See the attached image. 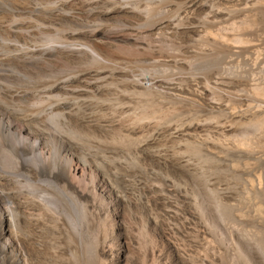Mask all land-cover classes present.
<instances>
[{
  "label": "rangeland",
  "instance_id": "374dc122",
  "mask_svg": "<svg viewBox=\"0 0 264 264\" xmlns=\"http://www.w3.org/2000/svg\"><path fill=\"white\" fill-rule=\"evenodd\" d=\"M124 1L122 7L124 5V8L126 6L128 10H132L133 15L123 12L103 23H99L91 13L88 16L86 13L80 14L82 18H79L85 22L91 16L93 22L90 20L89 25L94 26L93 29L96 26L98 32L95 31L94 34L104 39L108 37L104 35L105 30L115 26L118 30L120 23L132 22L138 11V15L142 13L140 16L144 17L143 30L156 23H167L181 11L180 1ZM207 1L215 7L228 6L229 12L220 25L200 23V27L205 26L204 31L209 29V33H202L200 38L188 42L185 49L175 46H169L168 49L162 45L161 51L159 47L158 52L163 55H169V50L170 54H176L178 65H172V62H168L170 59L165 58L168 61L161 68V63L157 61L160 59L151 61L148 53L134 48H122V54L118 50L116 65L106 64L111 71V78L109 75L108 81L103 83H109L108 88H104L107 92L99 90L98 95L89 99L92 111L88 110L90 107L85 106L86 104L82 111L87 115L93 113V118L101 117L99 120L102 124L107 123L105 125L108 128L102 131L87 126L78 128L75 117L67 118L62 127L61 117L56 119L59 126L56 123H53L55 126L49 124V132H60L64 140L69 141L74 152L88 160V163L102 168L105 172L103 179H109L117 192L111 194L105 190L106 186L100 187L102 183L99 176V186L96 185L95 188L98 196L96 201L98 205L100 203L101 210L94 217L87 218L82 215L81 209L84 199L76 200L75 196H68L66 191L61 193L53 184L26 185V191L30 195L34 192L44 193L46 195H40L50 197L55 205H45L52 209L45 208L52 211L55 222L52 226L48 223L44 228L45 233L38 240L39 257L33 264H264V0H244L245 6L240 7L242 10L234 6V1ZM117 6L121 7V4ZM180 19L176 21L177 25L186 23L183 17ZM80 28L81 26H72L74 33L85 30ZM211 28L214 29L213 33ZM60 33L61 30L56 33L48 32L45 36L55 34L58 39ZM78 37L80 39L79 42L76 41L77 44L86 42L81 34ZM47 42L46 40L40 44ZM77 46L80 47H75ZM123 49L127 55L123 53ZM163 49L167 52L164 53ZM162 54L161 58L164 59L166 55ZM89 61L83 60L79 68L84 65L82 68L85 69L86 64V68H92L90 63L93 60ZM96 62L93 64L97 68L104 66L100 64L98 67L100 62L95 65ZM48 74L31 75L26 80L20 78L19 85L25 81L23 85L26 90L41 89L59 76L55 72ZM131 77L153 80L160 84L159 88L168 97L174 84L182 95L166 99L158 95L151 96L152 99L159 97L156 101L153 100L156 106H153V110H142L146 95L132 90L128 82ZM42 84L43 87L39 86ZM109 88L112 90H108ZM99 111L106 113L107 118L112 120H103ZM112 121L115 124L111 127ZM179 131L184 136L174 137L173 133ZM148 158H153L155 172L152 179L155 194L152 196L163 199L160 201L161 198H158L160 200L157 201L156 208L152 206L153 198H148V201L142 190L135 189L134 192L131 189L133 177L146 180L143 172L148 169ZM81 200L83 204L80 203ZM184 220L187 222H183ZM181 223L185 226L182 227ZM103 238L113 252L112 257L104 260L96 252L97 245Z\"/></svg>",
  "mask_w": 264,
  "mask_h": 264
},
{
  "label": "bare ground",
  "instance_id": "6f19581e",
  "mask_svg": "<svg viewBox=\"0 0 264 264\" xmlns=\"http://www.w3.org/2000/svg\"><path fill=\"white\" fill-rule=\"evenodd\" d=\"M123 1L124 0H0V264H33L34 260L39 257L37 256L39 254L38 248L40 246V242L38 240L42 238V233H45L43 232L45 230L44 228H46L48 223H50V225L52 226V224H54L55 222L54 214L52 213V209L50 208L54 205L53 199H50V197L47 196L43 197L42 195L44 193L41 192H30V195L29 192L26 191V185L36 184L35 186H40L45 183L53 184L56 188L59 189V191H62L61 193L66 191L68 192V196L73 195V197L75 196L76 200L78 198L84 199V204L82 203V200L80 201V203L83 204V207L81 208L83 211L82 215H86L87 218L94 217L95 215L100 213L101 210L100 203L98 205V202L96 201V199H98V196L96 195L95 188L96 185L99 186L97 182L98 178H100L99 176H101L100 181L102 183L100 187L106 186L105 190L111 194L117 192L113 183H111L109 179H103L105 175L103 169H100L97 164L93 165L91 163H88V160L86 161L81 155H79V153L77 154V152H74L69 141L64 140L60 132H56L57 134L54 131L53 134L52 132H49V124H52L51 126H55L53 125V123L55 124L56 119L58 117H61V119L63 120L61 121L62 127L63 124L66 123L65 121L67 118L75 117L78 120V128L87 126L91 128L93 127V130L94 128H97L99 131L105 130V128H108L105 125L107 123L102 124L99 120L101 117L98 118L99 116L93 118L95 117L92 116L93 113L87 115L83 112L84 109H82V107L84 106V104H86L85 106L90 107V109L88 108V110H91L92 107L89 99L95 94L98 95L99 90L103 91L105 87L108 88V82L105 83V85L103 84L105 81H108V77L111 72L108 70L110 68L106 64L108 63L112 66L111 63H115V61L119 59L118 50H120V54H122V48H134V50L140 49L143 52L148 53L149 60L151 59L152 61L153 59H160L157 61L161 63V65L159 64L161 68L162 64H166L168 59H170V61L168 62H172V65L177 64V55L174 53L170 54L171 50H169V55L166 53V57L162 59L160 55L162 54V52H158L159 47L165 45L168 49L171 46H175L181 50L185 49L187 48L186 45L188 44V42L193 41L195 38H200V36H203L202 33H209V29L207 31H204L205 26L201 28L200 23L203 22L204 24L212 26L217 24L220 25L222 23L221 21L225 20V16L229 12L228 6L220 8L217 5V7H215L213 3H208L207 0H169L172 2H181V8H179L181 11H178V16H176L174 19H171V21L167 23H152L153 25H150L149 28L147 27L145 30H143L144 27L142 26V22L144 21V17L140 16L142 13L138 15V11V13L136 14L137 16H133L135 17V20L133 19V21L131 22V20L129 19L130 22H128V24L120 23L119 25L121 26L118 30H116V26L114 25L115 27L113 26V29H115V32L113 31V29L105 30L106 34H103L108 37L100 39V35L97 36L94 34L95 31L97 32L96 26L93 29L94 26L89 25L91 16L87 17L88 13H91V15H93L94 18L99 21V23H103V21L105 20L109 21V19H111L115 15L118 16V14H123V12H127L126 14L132 13L133 15V12H131L132 10H128L126 6L125 8L127 9L125 10L124 5L122 7ZM230 1H234L233 4L237 8L245 6L244 0ZM220 2L223 4L222 1ZM117 4H121V7L117 6ZM236 7H234V9H236ZM133 10L135 11V9ZM240 10L242 9L240 8ZM83 13L87 14L86 17L88 18V21L86 20L84 22L82 21L84 19L81 20L79 18L80 14ZM84 17L85 16H83V18ZM179 17H183L186 23L183 25H177L178 22L176 21L181 20ZM184 21H182V23ZM95 23L97 24V22ZM72 26L73 28L81 26V28H85V30L80 31V33H74L76 28L72 29ZM90 26L92 27L90 28ZM60 30L62 33H60L58 39L56 38L55 34H49L45 36L48 32L56 33ZM211 30L213 33L214 29L211 28L210 31ZM80 34L83 36V38H85L86 42L77 44L76 41L80 39L78 37L80 36ZM220 34H222V38H224L223 33L221 32ZM225 39L226 38H224V40ZM40 40L41 42H39ZM46 40L48 41L47 44H40ZM37 41L39 44L37 43ZM76 45H79L80 47H75ZM72 46L74 47L72 48ZM161 48L162 47H160V50L162 51ZM166 49H163L164 53L167 52ZM124 52L125 50L123 51V53ZM135 56H137V54ZM140 56L143 55L140 54ZM131 57L132 56H130V59H132ZM165 58L168 59L166 60ZM123 59H125V57ZM83 60H90L89 62L93 60L90 65L92 64L93 67H91H95L96 69H92L90 67L86 68L88 67V64H86L87 62H85V69H83L84 65H82L83 68L80 67L82 68L80 69L79 65L82 64L81 62ZM94 61L100 62L98 67L101 65L104 66H102L101 68H97L93 64ZM121 61L123 62L124 60ZM97 62L95 63V65L98 64ZM119 63L120 62H118V64ZM168 66H166V68ZM51 72H55V74L58 73L59 76H56L57 78L53 79L54 81H51L45 87H43V84L39 85L43 87L41 89L36 88L32 89L31 91L26 90V86L23 85V82L25 81L23 80L22 85H19L21 83H19L20 78H24L26 80L29 79L31 75L38 76L36 74L40 75L41 73H44L45 75ZM70 73L72 75H70ZM109 78H111V75ZM144 79L142 80L136 77H131L129 79L130 81H128L131 84V88L134 92L140 95H146L144 101L145 106L142 110L145 109L146 111L149 108L152 109L155 105V102L153 100L156 101V99L159 97H162V99H166V97L175 98L176 96L178 98L181 94V90L175 87V85L173 84V87L170 86L172 87L170 89L171 94L170 97H168V94L164 95L163 92L165 93V91H162L159 88L160 84L158 85L153 80L149 81ZM29 88H31V86ZM113 89H115V87ZM108 90H112V88H109ZM155 95H158L159 97H155V99H152L151 96ZM102 98L105 99V97ZM105 100L107 101L108 99L106 98ZM112 106L113 105H111V107ZM99 113L102 115L103 120H112L107 118V116L105 115L106 113L103 112V114L102 111H99ZM118 123L120 124V122ZM111 124L112 127L115 123L112 121ZM56 125L59 126V123H56ZM71 129L69 130L71 131ZM173 136L182 137L184 136V134L179 131L178 133H173ZM241 145L244 146V143L242 144L241 142ZM245 145L249 146V144ZM152 159L153 158H148V162L146 161L148 169L144 171L143 168L142 170L144 171L143 173L148 183L146 180V182L144 180L141 181V179H139L137 176H132L133 179L131 180V189L133 191L135 189L139 191L142 190L143 194H145V198H151V200L153 198V201H151L152 206L154 205V207L156 208V206L158 205L157 201L160 200L158 198L161 197L152 196L155 194L153 190L154 185H152V179L154 178L155 173L153 171L154 163H152ZM78 170L80 172L79 175L77 174ZM259 177L261 179V176ZM126 180L128 181V178ZM132 190L131 192H133ZM131 192L130 194H133ZM58 193L59 192H57V194ZM162 200L163 199L161 198L160 201ZM46 203L50 206L47 208H50L51 210H46ZM82 204H80V206H82ZM77 205L79 204L77 203ZM183 222H185V220ZM180 225L182 226V223ZM180 231L178 230V232ZM106 242L107 240L103 238L96 248V252H98L100 256L102 255V260L107 257H112L113 254L112 249L110 248V246H107ZM98 254L97 256L99 257Z\"/></svg>",
  "mask_w": 264,
  "mask_h": 264
}]
</instances>
